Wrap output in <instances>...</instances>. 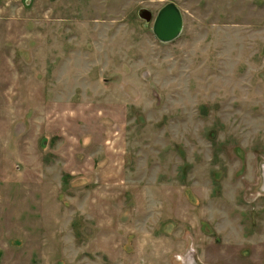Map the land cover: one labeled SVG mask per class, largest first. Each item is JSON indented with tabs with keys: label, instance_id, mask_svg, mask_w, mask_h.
<instances>
[{
	"label": "rangeland",
	"instance_id": "374dc122",
	"mask_svg": "<svg viewBox=\"0 0 264 264\" xmlns=\"http://www.w3.org/2000/svg\"><path fill=\"white\" fill-rule=\"evenodd\" d=\"M0 264H264V0H0Z\"/></svg>",
	"mask_w": 264,
	"mask_h": 264
},
{
	"label": "water",
	"instance_id": "95a60500",
	"mask_svg": "<svg viewBox=\"0 0 264 264\" xmlns=\"http://www.w3.org/2000/svg\"><path fill=\"white\" fill-rule=\"evenodd\" d=\"M137 16L145 24L152 20V14L146 8H141ZM183 17L180 9L174 3H167L156 13L152 23V34L160 43H170L176 40L182 32Z\"/></svg>",
	"mask_w": 264,
	"mask_h": 264
},
{
	"label": "bare ground",
	"instance_id": "6f19581e",
	"mask_svg": "<svg viewBox=\"0 0 264 264\" xmlns=\"http://www.w3.org/2000/svg\"><path fill=\"white\" fill-rule=\"evenodd\" d=\"M192 253V252H191ZM186 260V259H185ZM182 261V260H181Z\"/></svg>",
	"mask_w": 264,
	"mask_h": 264
}]
</instances>
